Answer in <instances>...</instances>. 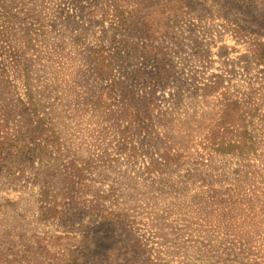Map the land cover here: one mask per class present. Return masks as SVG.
Segmentation results:
<instances>
[{
	"label": "rangeland",
	"instance_id": "obj_1",
	"mask_svg": "<svg viewBox=\"0 0 264 264\" xmlns=\"http://www.w3.org/2000/svg\"><path fill=\"white\" fill-rule=\"evenodd\" d=\"M189 3L195 15L176 25L180 76L166 86L147 84L157 94L156 121L164 120L151 133L123 120L121 85L90 70L86 47L102 38L98 26L60 22L34 40L33 92L48 122L45 132L55 131L60 146L0 163V264H65L73 254L80 264H146L157 254L172 264L264 260V239L228 249L217 240L218 213L231 217L230 229L256 230L264 238V66L250 57L253 39L264 37V0ZM12 27L22 53L28 47L20 38L27 36ZM125 72L130 70L118 63L115 76L124 78ZM218 76L223 87L211 95L207 84ZM6 90L5 98L25 91ZM99 96L103 106L95 104ZM228 97L249 111L229 136L241 140L240 146H259L251 158L220 155L210 147L218 146L214 138ZM3 107L0 101L1 113ZM20 124L19 117L10 120L11 133ZM161 146H179L186 163L150 174L146 167L159 159ZM74 169H86L90 193L76 186L68 191ZM229 193L238 201L222 210L217 199ZM218 250L227 254L222 262Z\"/></svg>",
	"mask_w": 264,
	"mask_h": 264
},
{
	"label": "trees",
	"instance_id": "obj_2",
	"mask_svg": "<svg viewBox=\"0 0 264 264\" xmlns=\"http://www.w3.org/2000/svg\"><path fill=\"white\" fill-rule=\"evenodd\" d=\"M189 1L0 0V101L5 102L7 106L3 107L6 108L5 113H1L2 109H0V163L9 156L10 158L19 155L36 156L41 153L42 146L52 148L60 146V140L56 137L55 131L49 134L45 132L48 129L44 126H48V122L42 116L33 92L37 57L29 52L35 47L34 40H38L46 33L47 25L56 26L60 22L76 26L79 21L86 20L90 25L101 29L102 38H98L94 44L86 47L90 70L101 79H110L121 85L122 100L120 102L122 101V112L125 117L123 120L131 124L135 122L147 133H151L153 127L164 120L156 121L154 110L158 108L157 94L153 90H147V84L166 86L180 76L177 75L174 55L176 44L179 43L176 25L184 19H192V15H195L190 10ZM11 24L16 33L27 36L25 41L20 38V41L27 43L28 47V49H23L22 53L13 41L15 33H11L13 32L10 29ZM236 31L242 33L240 29ZM76 36L81 37L79 34ZM250 49V57L264 66V37L254 38ZM118 63L130 70V72H125L124 78H118L114 74ZM12 71L20 74L13 76ZM14 77L19 81H16ZM218 77L220 80L217 82L207 84L211 95L219 93L223 87L221 82L223 76ZM140 83L144 91L139 94ZM9 87L12 91L13 88L17 90L19 87L25 91L18 92L19 97L5 98L4 94L8 92L6 89ZM101 97L99 96L95 104L98 102V105H104V97ZM230 99L231 97L225 98L219 137L214 138L218 146L210 147L220 155L251 158L256 154L259 146H240L237 142L241 143V140H235L234 137L229 136L232 132L231 127L241 118H248L249 111L244 109L239 101ZM14 102L16 103L12 104ZM1 116L5 117L4 121ZM17 117L21 119V124L15 133H11L8 124L10 120ZM212 134L209 137L210 140L213 139ZM159 136H161L160 132ZM161 148L159 159L152 161L146 167L150 174H163L168 167L186 163V154L180 152L179 146H161ZM81 170L82 173H76L75 169L69 172L72 178L74 177L72 181L76 183L72 185L71 181V184L67 185L69 192H73V187L76 186L85 194L90 193V190L88 191L90 186L87 185L84 179L85 174H83L86 169ZM249 172L252 171L249 170ZM254 190V195L258 198L259 195L256 189ZM217 197L220 196L217 194ZM221 197V200L217 199V204L221 205L222 210L238 201L236 194L229 193ZM98 202L104 203V200ZM232 208L234 210V207ZM52 209L55 210V208H50ZM108 212L109 216L115 215L112 210ZM123 214L127 215L126 212ZM236 216L237 214L233 217L235 220ZM258 217L259 214L252 218ZM112 220L115 221V218ZM217 220V228H219L217 240L223 248L224 246H228L227 249L233 248L232 246L238 244L247 247L256 239H264L262 233H257L259 231L256 230L230 229L229 226L234 222H231L228 214L220 216L218 213ZM118 223L115 221V224ZM257 235L260 237L257 238ZM220 250H218V256L222 262L227 254ZM232 259L234 260L231 261L232 264H243L248 257L239 256L238 258L232 257ZM167 260L166 257L160 260L157 254L154 258L150 257L146 264H172ZM65 264H80L78 255L73 254ZM259 264H264V260Z\"/></svg>",
	"mask_w": 264,
	"mask_h": 264
}]
</instances>
